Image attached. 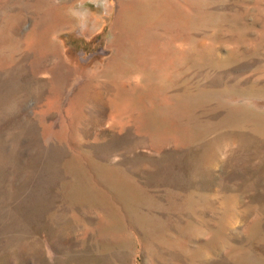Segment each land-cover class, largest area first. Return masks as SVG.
I'll list each match as a JSON object with an SVG mask.
<instances>
[{
	"label": "rangeland",
	"instance_id": "rangeland-1",
	"mask_svg": "<svg viewBox=\"0 0 264 264\" xmlns=\"http://www.w3.org/2000/svg\"><path fill=\"white\" fill-rule=\"evenodd\" d=\"M0 264H264V0H0Z\"/></svg>",
	"mask_w": 264,
	"mask_h": 264
}]
</instances>
